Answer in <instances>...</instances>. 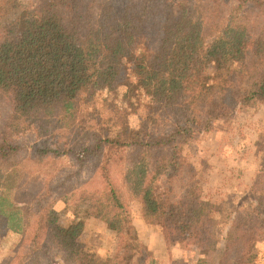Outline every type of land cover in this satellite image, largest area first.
<instances>
[{
  "label": "trees",
  "instance_id": "obj_1",
  "mask_svg": "<svg viewBox=\"0 0 264 264\" xmlns=\"http://www.w3.org/2000/svg\"><path fill=\"white\" fill-rule=\"evenodd\" d=\"M233 60L245 70L229 71L214 92L208 67ZM121 73L156 97L165 130L108 133L111 118L103 126L92 96L115 90ZM262 109L264 0H38L5 23L0 39V228L13 241L2 264H99L79 242L89 221L52 217L60 200L92 201L94 224L116 228L127 256L112 264H187L169 250L186 242L179 237L166 241L165 262L138 247L136 197L144 214L166 211L199 237L230 202L223 255L228 264H257L264 130L248 134ZM217 126L227 133L219 148L253 172L242 195L208 190L212 154L198 163L187 154Z\"/></svg>",
  "mask_w": 264,
  "mask_h": 264
},
{
  "label": "rangeland",
  "instance_id": "obj_2",
  "mask_svg": "<svg viewBox=\"0 0 264 264\" xmlns=\"http://www.w3.org/2000/svg\"><path fill=\"white\" fill-rule=\"evenodd\" d=\"M38 0H0V39L5 23L18 16L26 9H32ZM141 51V50H139ZM246 62L222 61L213 62L208 67L212 76V89L216 92L222 86L226 75L231 70H245ZM129 76V75H128ZM131 80L120 74L115 90H101L94 93L93 103L100 110H105L103 126H106L111 118L109 134H128L132 138L140 136L143 131L151 129L165 130L168 121L160 111L156 97L148 92L136 90L135 77ZM133 87V88H132ZM132 88V89H130ZM112 103L116 108L109 112L105 106ZM94 125L95 122L93 121ZM252 130L248 135L255 137L257 132L264 130V110L253 114L251 117ZM98 131L97 126H93ZM212 133L200 136L187 150L192 159L199 162L207 154H212L209 174H206L207 189L219 191L221 196L230 193L242 195L247 180L253 175L252 170L242 161H233L230 150L219 148V142L223 141L227 133L219 126L214 127ZM250 138V136H248ZM67 161L62 163L66 167ZM242 170L243 174H241ZM244 177L242 181L241 177ZM232 197V196H231ZM225 199H227L225 197ZM93 202L83 205H67L64 201H57L51 209L52 217L63 225H69L79 219H86L91 224L90 229L79 238L80 245L96 253L99 264H112L117 259L127 256L124 248L120 247V234L115 227L108 225H95L91 216ZM134 233L138 247L146 249L160 257L162 262L168 259L167 240L173 241L176 237L186 241L182 244L173 242L169 249L172 255L187 264H228L223 255L225 237L233 219V206L230 202H224L222 212L216 214L213 227L207 234L201 237L190 234L182 224L175 222L168 212L159 214H144L141 200L136 197L132 202ZM165 235L168 237L166 238ZM201 239L199 243H189L192 239ZM189 243V244H188ZM13 246L12 237L8 236L5 226L0 228V264ZM162 248V251H159ZM259 255L257 264H264V240L259 237L255 249Z\"/></svg>",
  "mask_w": 264,
  "mask_h": 264
},
{
  "label": "crops",
  "instance_id": "obj_3",
  "mask_svg": "<svg viewBox=\"0 0 264 264\" xmlns=\"http://www.w3.org/2000/svg\"><path fill=\"white\" fill-rule=\"evenodd\" d=\"M159 251H162V248Z\"/></svg>",
  "mask_w": 264,
  "mask_h": 264
},
{
  "label": "built area",
  "instance_id": "obj_4",
  "mask_svg": "<svg viewBox=\"0 0 264 264\" xmlns=\"http://www.w3.org/2000/svg\"><path fill=\"white\" fill-rule=\"evenodd\" d=\"M106 90H109V89L106 88Z\"/></svg>",
  "mask_w": 264,
  "mask_h": 264
}]
</instances>
